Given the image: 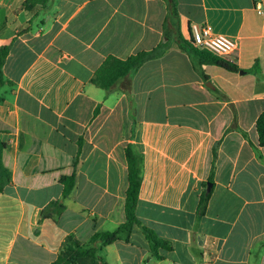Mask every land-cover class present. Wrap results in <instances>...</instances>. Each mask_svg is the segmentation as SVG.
<instances>
[{
  "label": "crops",
  "instance_id": "1",
  "mask_svg": "<svg viewBox=\"0 0 264 264\" xmlns=\"http://www.w3.org/2000/svg\"><path fill=\"white\" fill-rule=\"evenodd\" d=\"M0 0V264H51L65 240L80 242L125 221L124 148L142 155L135 215L171 243L149 253L141 229L96 243L108 264H264V0H176L186 39L193 24L236 43L225 60L198 66L172 46L132 75L130 93L94 79L111 59L153 48L168 0ZM259 7L260 12L257 11ZM259 75L247 72L253 65ZM243 72H240V71ZM204 75V77L201 75ZM211 193L198 219L199 195ZM57 219L40 218L62 200Z\"/></svg>",
  "mask_w": 264,
  "mask_h": 264
},
{
  "label": "trees",
  "instance_id": "2",
  "mask_svg": "<svg viewBox=\"0 0 264 264\" xmlns=\"http://www.w3.org/2000/svg\"><path fill=\"white\" fill-rule=\"evenodd\" d=\"M39 0H25L24 5L29 7L33 2ZM47 0H40L45 3ZM178 12L176 9V0H168L167 15L163 21L162 39L151 49L140 50L128 55L124 59H111L109 63L102 67L93 80L97 85L107 91L116 88L130 93L129 82L132 75L146 61L155 59L164 54L169 48L175 46L179 50L185 52L191 60H194L198 66L204 63H213L228 71H238L239 68L232 62L218 57L213 53L199 48L194 44L192 38L186 39L182 36L179 29ZM8 54V46H0V91L6 84H11L2 71L3 64ZM247 72L259 75L261 70L258 65H253ZM201 73V72H200ZM202 75V73H201ZM204 77V75H202ZM1 99V95H0ZM255 128L258 136V145H264V109L257 116ZM4 143L0 141V192L3 191L5 185L9 182V176L6 169L1 163V151ZM125 159L127 163L128 185L125 191V221L120 223L118 227L111 231H99L92 234L89 241L80 242L74 236L70 235L66 238L61 250L51 264H108L97 253L96 243L108 244L117 238L118 231L124 229L131 230L134 227L141 229L149 244V253L154 258H160L159 249H170L171 243L160 238L152 229L143 225L135 215V206L137 203V195L141 182V153L129 144L124 148ZM216 156V145L212 147L211 169L209 181L213 175V160ZM60 182L63 184L62 200L49 202L40 212V219L50 217L57 219L59 214L64 210V198L72 191L74 186V175L62 177ZM211 187L206 192V184L199 195L196 216L199 219L205 212ZM143 264H147L146 261Z\"/></svg>",
  "mask_w": 264,
  "mask_h": 264
},
{
  "label": "built area",
  "instance_id": "3",
  "mask_svg": "<svg viewBox=\"0 0 264 264\" xmlns=\"http://www.w3.org/2000/svg\"><path fill=\"white\" fill-rule=\"evenodd\" d=\"M257 11L260 12L259 7ZM191 38L199 48L207 50L221 58L227 57L236 46L233 38L214 32L211 26L207 24H193L191 26Z\"/></svg>",
  "mask_w": 264,
  "mask_h": 264
},
{
  "label": "water",
  "instance_id": "4",
  "mask_svg": "<svg viewBox=\"0 0 264 264\" xmlns=\"http://www.w3.org/2000/svg\"><path fill=\"white\" fill-rule=\"evenodd\" d=\"M240 72H243V71L241 70ZM210 186H211V182L208 181V182H207V185H206V192L209 191Z\"/></svg>",
  "mask_w": 264,
  "mask_h": 264
}]
</instances>
